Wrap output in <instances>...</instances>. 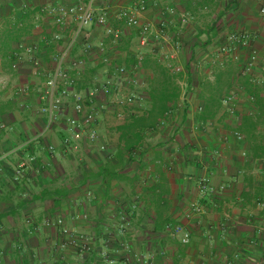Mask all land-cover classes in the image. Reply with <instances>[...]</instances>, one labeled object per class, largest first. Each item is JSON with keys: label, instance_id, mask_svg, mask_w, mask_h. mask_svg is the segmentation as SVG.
Listing matches in <instances>:
<instances>
[{"label": "crops", "instance_id": "crops-1", "mask_svg": "<svg viewBox=\"0 0 264 264\" xmlns=\"http://www.w3.org/2000/svg\"><path fill=\"white\" fill-rule=\"evenodd\" d=\"M136 1L0 0V264H264V0H145V45L119 18ZM80 6L60 64L79 19L50 10ZM93 108L95 141L69 123ZM60 219L89 252L61 248Z\"/></svg>", "mask_w": 264, "mask_h": 264}, {"label": "built area", "instance_id": "built-area-1", "mask_svg": "<svg viewBox=\"0 0 264 264\" xmlns=\"http://www.w3.org/2000/svg\"><path fill=\"white\" fill-rule=\"evenodd\" d=\"M145 9H146V1L137 0L134 7H132L131 9L123 10L119 15V18L124 21L126 26L138 29L140 40L143 45L147 44L148 37L151 34L150 26L148 24L141 23V20L139 17V15ZM56 12L59 13V15L56 17V23L58 25L64 24V20L67 15L77 16L79 19L78 25L72 34L70 42L68 43V45L65 47V49L62 52V55L59 60L61 64L64 62L65 59L69 57V54L73 46L78 42L79 36L83 28L88 26L92 22L93 13L90 8H87L85 6L61 7V8H58V10H54V9L50 10V13H56ZM261 14L264 15V8L261 9ZM109 33H111L114 36L115 40L119 38L118 31L109 30ZM251 42H252L251 36L247 32H232L227 36V45L222 48V52H227L230 50H243L244 52H246L247 63L245 64V71H250L252 70L254 64L258 61V53L252 47ZM35 63L39 65L38 62H35ZM81 63H82L81 61L76 60L71 63V66L74 69H78ZM261 69L264 75V64L261 66ZM119 73L126 74V70L121 67L119 69ZM59 77L66 78V76L63 75V72L61 71L60 66L56 72V75L49 79L48 86L50 90L53 91L56 88ZM69 83L72 84V82H69ZM66 94H67V89L62 91L63 96H65ZM95 95H96L95 90L90 93V96L92 98H94ZM230 100L231 98H227V101H230ZM133 101H134V96H128V97L121 96L117 99L118 104L121 106H126L128 104H131ZM75 111L77 114H81L83 112V104L81 103V101H79L76 104ZM69 123L73 127H76L77 129H80L82 126H86L89 130V139L91 141L96 140L97 138V132L95 130L96 112L94 108L90 111V113L87 114L85 125H82L81 123H79L78 119H75V118H72L69 121ZM65 144L66 145L69 144L68 139L65 140ZM102 149H105V146H102ZM209 189L211 192L214 191L213 188H209ZM192 208L194 211L200 212V209L196 205L193 204ZM50 225H51V222L47 221L46 226H50ZM57 225L63 227L62 232L64 233V235H68L71 237V239L68 242L61 245V248L64 249L67 246H72V247L77 248L80 252H83V253L89 252L91 250V247H90L91 245H90V241H88V238H86L85 236L77 237V236H74L73 234H70L68 229L64 226L63 220L61 219L57 221ZM171 232L174 237H178L180 239L182 244L187 245L190 242V233L186 229H184L182 226H179V225L174 226L173 228H171ZM104 256L108 258L106 254H104ZM111 263H114V262L111 261Z\"/></svg>", "mask_w": 264, "mask_h": 264}, {"label": "trees", "instance_id": "trees-1", "mask_svg": "<svg viewBox=\"0 0 264 264\" xmlns=\"http://www.w3.org/2000/svg\"><path fill=\"white\" fill-rule=\"evenodd\" d=\"M112 39L114 38L113 35H111ZM140 127V121L139 120H134L133 123L131 124V128H136Z\"/></svg>", "mask_w": 264, "mask_h": 264}, {"label": "rangeland", "instance_id": "rangeland-1", "mask_svg": "<svg viewBox=\"0 0 264 264\" xmlns=\"http://www.w3.org/2000/svg\"><path fill=\"white\" fill-rule=\"evenodd\" d=\"M98 137V136H97ZM97 139V138H96Z\"/></svg>", "mask_w": 264, "mask_h": 264}]
</instances>
